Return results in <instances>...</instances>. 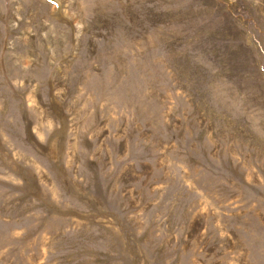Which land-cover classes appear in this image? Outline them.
I'll return each instance as SVG.
<instances>
[{
    "label": "rangeland",
    "instance_id": "374dc122",
    "mask_svg": "<svg viewBox=\"0 0 264 264\" xmlns=\"http://www.w3.org/2000/svg\"><path fill=\"white\" fill-rule=\"evenodd\" d=\"M0 264H264V0H0Z\"/></svg>",
    "mask_w": 264,
    "mask_h": 264
}]
</instances>
